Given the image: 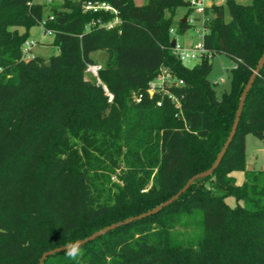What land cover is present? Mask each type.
Masks as SVG:
<instances>
[{
	"label": "trees",
	"instance_id": "1",
	"mask_svg": "<svg viewBox=\"0 0 264 264\" xmlns=\"http://www.w3.org/2000/svg\"><path fill=\"white\" fill-rule=\"evenodd\" d=\"M88 2L107 3L117 15L85 12ZM182 6L185 0H62L46 16L37 0H0V264H39L49 250L161 206L213 165L264 55V0L213 6L206 54L192 68L169 38ZM116 17L112 28L98 23ZM44 20L56 54L24 59L30 29ZM190 27L180 20L176 33ZM96 51L104 64L91 57ZM217 54L235 62L230 91L220 96L209 80ZM89 65H101L98 78L112 102ZM163 67L183 81L169 88L178 109L167 99L157 107L158 96L147 92ZM248 133L264 139V65L211 176L157 214L82 245L77 261L64 251L43 264H264V170L246 167ZM118 170L123 186L110 181ZM234 171L244 173L243 185L230 177ZM193 211L200 230L182 239L174 231L187 228Z\"/></svg>",
	"mask_w": 264,
	"mask_h": 264
},
{
	"label": "rangeland",
	"instance_id": "2",
	"mask_svg": "<svg viewBox=\"0 0 264 264\" xmlns=\"http://www.w3.org/2000/svg\"><path fill=\"white\" fill-rule=\"evenodd\" d=\"M49 0H37V3L43 4L47 6L45 15H49L50 5H48ZM135 4L140 6L148 5L149 0H133ZM187 1V0H185ZM239 4L248 5L251 3V0H234ZM61 3V2H59ZM189 15L188 6H182L177 8L175 11V15L173 17V23L170 28L169 38L171 40H175L178 52H190L198 45L202 43L203 36V25L199 21L200 17L196 13H191L189 15L190 29L184 35H178L176 33L177 26L180 20H182L185 16ZM166 16H169L166 14ZM199 18V19H198ZM228 20V18H226ZM18 31L20 33L24 32L23 28H19ZM28 41L34 43L32 47V55L37 57H42L44 59H49L52 55L56 54V49L51 45L53 42V36L50 34H44V30L41 25L35 26L30 29L28 34ZM91 57L96 59L99 64H104L106 57L100 51H96L92 53ZM213 69L209 76V80L212 84L219 83L215 85V91L218 96L222 95L224 92H229L231 87V71L235 66V62L228 58L225 55L217 54L210 59ZM183 64L186 67L192 68L193 66L200 63V57H196L194 59H183ZM221 80L223 82L221 83ZM131 98L133 102L136 101V92L133 89H129ZM246 167L247 169H254L257 171L264 170V139H260L255 137L252 133L246 134ZM120 172V170H118ZM121 172L116 173L111 177V184H117L123 186L124 181L120 178ZM230 177L235 181L238 186L243 185L244 173L241 171H234L230 174ZM226 203L229 207L236 206V200L233 198H228ZM200 219V215L198 212L193 211V214L190 216L188 220L187 228L183 226H178L174 232L179 233L182 239L185 237H191L195 235L200 229L198 227V222ZM181 221H185V216L181 217ZM211 244L212 248L215 251L222 249L223 247L219 245L220 239L217 235L211 236ZM220 246V248H219Z\"/></svg>",
	"mask_w": 264,
	"mask_h": 264
},
{
	"label": "built area",
	"instance_id": "3",
	"mask_svg": "<svg viewBox=\"0 0 264 264\" xmlns=\"http://www.w3.org/2000/svg\"><path fill=\"white\" fill-rule=\"evenodd\" d=\"M187 6L189 8V15L191 13H196L200 17V22L203 25L204 31L202 36V41L204 35L208 33L207 25L209 24L213 13H212V7L213 6H221L226 3V0H187ZM83 9L85 12H98V11H104V12H110L114 15H117V11L111 7L107 3H99V2H88L83 6ZM189 15L186 16L187 20L186 22L188 24L192 23V20L189 21ZM52 19V17H50ZM199 19V18H198ZM100 27L105 28H112L118 23L117 17L113 20V22L103 24L98 22ZM94 24V23H92ZM88 25L87 29L92 25ZM45 29L46 21H42L40 24ZM44 34H50L52 35V31L46 30ZM203 43V42H202ZM198 45L196 48H194L190 52H178L177 46L175 43V49L174 54L177 55L181 61H183L184 58L186 59H194L196 57H202L204 54H206V51L203 47V44ZM34 46V43L29 42L28 40L25 42L24 46L22 47V56L24 59L31 58L32 55V47ZM101 69V65H89L87 68V73H90L92 76H94L97 79V84L101 85L103 90L105 91L106 95L109 98V102H112L113 96L108 92L107 88L102 85L101 81L98 78V72ZM1 72V69H0ZM223 80H221V83ZM219 83H214L213 85H218ZM183 85L182 80H177L166 68H161L160 73L158 76L152 80L149 85L147 92L150 97L158 96V99L156 100V106L162 107L164 100H169L171 103L175 105V108L180 107L179 99L176 97V95L169 89L171 87H177ZM142 99V96H136V101L139 103Z\"/></svg>",
	"mask_w": 264,
	"mask_h": 264
},
{
	"label": "water",
	"instance_id": "4",
	"mask_svg": "<svg viewBox=\"0 0 264 264\" xmlns=\"http://www.w3.org/2000/svg\"><path fill=\"white\" fill-rule=\"evenodd\" d=\"M186 20H187V18L185 16L181 20V22L184 24V23H186ZM175 43H176L175 40H172V42H171L172 48L175 47ZM46 65L49 67L50 66V62L48 61L46 63ZM263 65H264V55L261 58L260 62L258 63L255 71L251 75V77H250V79H249V81H248V83H247V85H246V87H245V89L243 91V94H242V97H241V100H240V103H239V106H238V110H237V113H236V116H235V120H234V124L232 126V129H231V132H230V134H229V136H228V138H227V140H226L223 148L221 149L220 153L218 154L216 160L214 161L213 165L207 171H205V172H203L201 174H198V175L192 177L187 182V184L184 186V188L178 194H176L171 199H169L168 201H166L165 203H163L161 206H159V207H157V208L149 211L148 213H144V214H141L139 216H136V217H133V218H129V219L123 221V222H119L117 224H114V225H111V226H109L107 228H104L101 231H98V232L94 233L90 237L85 238L84 240L79 241L80 242V245L82 246V245H84V244H86V243H88L90 241H93V240H95V239H97V238L105 235L106 233H108V232H110V231H112V230H114L116 228H119V227H121L123 225H127V224H130V223L134 222V221L141 220V219H143V218H145L147 216H151V215L157 214L163 208H165L166 206L172 204L173 201H175L183 192H185L196 179H198L200 177L201 178H205V177L211 176L213 174V172L217 169V167L220 165V163H221V161H222V159H223V157H224V155H225V153H226L229 145L231 144V142H232V140H233V138H234V136L236 134V131H237V128H238V125H239L240 117H241V114H242V111H243V107H244L246 98H247V96H248V94H249V92H250V90H251V88L253 86V83H254L256 77L258 76L261 68L263 67ZM64 251H65V246L60 247V248H56V249H53V250H49V251L45 252L41 256V258L39 260V264H43L44 261L48 257H50L52 255H55L57 253L64 252Z\"/></svg>",
	"mask_w": 264,
	"mask_h": 264
},
{
	"label": "clouds",
	"instance_id": "5",
	"mask_svg": "<svg viewBox=\"0 0 264 264\" xmlns=\"http://www.w3.org/2000/svg\"><path fill=\"white\" fill-rule=\"evenodd\" d=\"M66 256L73 261H77V258L82 255L81 245L79 241L72 242L65 246Z\"/></svg>",
	"mask_w": 264,
	"mask_h": 264
},
{
	"label": "crops",
	"instance_id": "6",
	"mask_svg": "<svg viewBox=\"0 0 264 264\" xmlns=\"http://www.w3.org/2000/svg\"><path fill=\"white\" fill-rule=\"evenodd\" d=\"M59 2H62V0H49L47 4L50 5L51 3H59Z\"/></svg>",
	"mask_w": 264,
	"mask_h": 264
}]
</instances>
